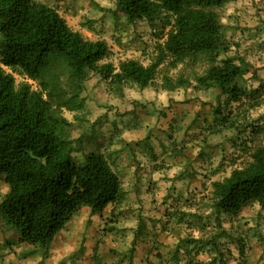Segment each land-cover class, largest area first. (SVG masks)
I'll list each match as a JSON object with an SVG mask.
<instances>
[{
  "label": "trees",
  "instance_id": "obj_1",
  "mask_svg": "<svg viewBox=\"0 0 264 264\" xmlns=\"http://www.w3.org/2000/svg\"><path fill=\"white\" fill-rule=\"evenodd\" d=\"M114 1L131 23L146 21L156 33L155 56L149 64L135 58L120 59L118 64L109 61V43L73 29L56 7L36 0H0V175L7 186L0 211L7 224L18 229L21 243L45 253L58 232L83 207L99 215L126 198L123 181L106 154L98 146L86 152L83 138H72L74 123L64 114L83 109L84 100L79 96L92 75L121 96L131 85L141 90L155 87L164 66L156 90L213 89L218 96H225L226 105L247 100L240 107L246 105L252 110L264 104V85L250 91L239 85L253 65L240 56L225 57L232 44L223 31L219 10L227 0ZM4 67L33 81L36 89L29 82L17 84ZM172 69L177 70L175 76L169 75ZM213 112L215 121L222 116L224 124L208 121L204 127L209 133L207 140L223 126L232 132L231 143L246 146L247 140H253L246 137L247 128L252 129L254 140L262 131L252 124L227 121L220 108ZM207 140L199 154L210 146ZM248 151L249 162L211 183L210 214L218 222L220 215H238L253 204L264 211V144ZM79 152L80 161L74 157ZM171 152L172 156L180 155L175 148ZM201 185L206 187L205 182ZM170 196L167 194L163 202L167 203ZM181 203L166 209L160 233H171L173 225L191 228L205 219L206 215L184 209ZM141 223L139 219L138 229L149 235L145 222L143 228ZM140 232L134 234L132 247L117 264H137ZM153 236L156 244L145 252V262L152 264V254L160 264L165 258L160 234ZM203 242L189 236L178 240L167 261L180 264V252L189 255L190 250L199 256Z\"/></svg>",
  "mask_w": 264,
  "mask_h": 264
},
{
  "label": "rangeland",
  "instance_id": "obj_2",
  "mask_svg": "<svg viewBox=\"0 0 264 264\" xmlns=\"http://www.w3.org/2000/svg\"><path fill=\"white\" fill-rule=\"evenodd\" d=\"M36 1L56 7L73 29L74 27L90 29L92 25L98 27L97 23L105 27L103 24L106 22L105 18H108V25H111L108 28V38L112 45L110 47L115 49L114 51L112 50V55L108 60L113 61L115 64H118L121 58H127V55H136L142 63L149 64L155 56L156 33L146 21L131 23L118 9L114 0ZM219 17L223 31L232 44L230 51L225 57L240 56L247 60L250 55H255V61L263 58L264 0H227L226 4L219 10ZM110 20L118 21L119 26L122 24L126 26V29L129 28L130 32L127 36L134 37L132 38L133 41H136L137 38L142 40L144 35V32H142L144 30L143 27H147L148 42H145V40L139 42H143L147 47L144 48L143 46L142 50H137L136 53L132 52V49L123 53L122 50L114 47L116 43L113 37H117L119 26L113 29V22L111 23ZM124 26L123 28H125ZM132 28L134 29L133 33L131 32ZM94 38L96 37L94 36ZM121 43H124V40ZM4 69L15 77L17 84L29 82L36 89L37 86L33 81L18 73H14L7 67H4ZM203 69L201 67L199 71L201 72ZM164 71L165 67L163 66L156 80V86L152 87L153 89L160 86ZM168 72L169 75L175 76L177 70L172 69L168 70ZM127 89L129 91V99L140 98L145 95V90H141L134 85L128 86ZM149 90L146 91V94ZM81 98L84 100L82 110L77 112L65 111L64 113L74 123L71 136L73 139L83 138L86 152L94 150L98 146L99 150L106 154L123 181L126 198L122 204L109 206L103 214L99 215L92 214L88 207H83L66 225L67 228H65L66 226L62 228L54 238V241L60 238L59 243L64 246V243L66 245L70 240L72 233L77 237L74 238L73 236L75 241H71L69 253L60 264H80L85 260L89 264L94 262L97 264L118 263L117 261L122 259L123 255H127L128 250L132 247L134 234L138 231H141V238L138 239L139 243L135 254L137 264H149L145 262L144 254L156 244L154 233L160 234L158 237L160 242H158L162 245V253L165 256L164 260H161L163 263L160 264H164V262L173 264L171 261L169 263L167 259H170L178 240L188 236L203 239L204 247L201 249L199 256H194L192 250H190L189 255L180 252V264H189V261H191V264H264V211L257 204L245 208L238 215H220V222L216 220L215 215L210 214L212 181L223 180L230 175L233 169L243 167L249 162L250 153L248 150L264 144V135L259 133V140L255 141L253 131L251 133L247 132L245 134L246 137H251L253 140H247L246 146L238 143L234 146L232 145L229 151L221 149V152L218 151L220 150L218 147L215 150L207 148V151L199 154V148L203 144L181 145V143L183 144L182 137H192L193 134L191 133L193 132L188 134L187 131L193 128L194 120L196 123L198 120L194 118L190 122L188 114L184 116L185 119L184 117L181 119V115L184 112H179L174 100H164V104L148 108V110H146L148 104L137 105L143 113L146 112L149 119L151 130L148 133V137L155 136L160 140L161 151H172L175 148L177 152H180L181 157L173 158L169 156L170 158H168L169 162L176 161L179 165L178 172L174 175L177 179H174V182H172L174 176L166 181L163 180L160 182L162 188L158 189L150 183L151 180L146 178V181L136 188L133 184L135 182L130 170L131 167L124 160L125 157L122 164L129 167L128 170H123L121 162L118 161L120 157H115L119 152H124L126 147L124 148V145L122 146L116 140H113L116 132L112 128V124L109 123L108 112L100 109L101 107L110 109V103L112 102L116 105L120 103V100H117L121 99L120 95L100 80L98 76L92 75L84 83V88L79 96V99ZM118 107L121 109L119 105ZM125 109L129 110L131 107ZM221 110L227 112L226 109L221 108ZM119 112H117V115H119ZM76 115L80 120L76 118ZM124 119H129L128 123H131L134 118L125 117ZM216 120L217 126L224 124L222 116L216 117ZM184 129H186L185 134H183ZM143 135L144 132L139 133V136ZM200 135L203 134L200 133ZM200 135L194 136L198 138ZM231 135L232 132L229 136ZM127 137L131 138V134ZM142 142H145V140ZM131 149L134 150L133 147ZM206 155L210 156L209 159L205 158ZM74 157L80 161L82 154L80 152L75 153ZM214 170L218 171L213 174L212 171ZM191 173L194 174L191 175ZM204 182L205 188L201 185ZM169 183H173V185ZM6 192L7 186L0 175V203ZM167 194L171 196L168 198L167 203H164L163 200ZM179 202H182L181 205L184 209L187 207L203 216L206 215L205 219L196 222L191 228L185 226L176 228L173 225L174 230L171 233L167 234L165 231L160 233L161 226L165 222L164 213L166 209L170 205L178 206ZM152 216L155 221L150 219ZM138 218H140L141 222H145L148 229L147 232H150L149 235L146 236L145 231L138 229ZM143 223L140 224L142 228ZM71 225L77 226L72 229ZM143 234L145 235L143 236ZM52 245L53 243L49 247V252ZM214 246L218 248L216 251ZM182 247L186 251V246ZM49 252L45 253L41 248L21 243L18 229L7 224L0 211V264H51V258H60L59 250L53 253L51 251L50 254ZM150 256L151 263L158 264V259L152 254ZM141 261L142 263H139Z\"/></svg>",
  "mask_w": 264,
  "mask_h": 264
},
{
  "label": "crops",
  "instance_id": "obj_3",
  "mask_svg": "<svg viewBox=\"0 0 264 264\" xmlns=\"http://www.w3.org/2000/svg\"><path fill=\"white\" fill-rule=\"evenodd\" d=\"M106 22L103 24L105 27L101 26L99 23H97L98 27H95V25H92L90 29L88 28H76L74 27L75 30L80 31L84 36L90 38V39H105L110 46V39L108 38V28L111 25L109 24L108 18H105ZM111 23L113 22V29H116V27L119 26L118 21H112L110 20ZM110 23V24H111ZM124 25H120L118 30H117V37H113L116 45L114 47H117L119 50H122L124 53L126 50H131L132 52L136 53V51L142 50L143 46L144 48L147 47L146 44L143 42L139 43L142 40H145V42H148L149 36L148 32L146 31L147 27H143L144 35L142 40L137 38L136 41H133L132 38L134 37H129L127 36L129 31V28L126 29L123 28ZM131 32H134V29H131ZM94 36L96 38H94ZM137 37V36H136ZM124 43H121L123 42ZM126 40V41H125ZM112 42V41H111ZM115 50V49H111ZM263 58L258 61H255V55L254 56H249L247 61L250 62L253 67L250 68V72L239 82V85L242 86L243 88L247 89L248 91L257 89L260 87V85H264V54ZM127 58H135L138 59L135 56H129L127 55ZM124 59V58H121ZM258 68V69H255ZM149 90V88L145 89V95H142L140 98H131L129 99V91L127 88L124 89L123 95L120 96L121 99L120 103H110V109H105V108H100L103 111L108 112V116L110 117L109 123L112 124V128L115 130V135L113 137V140H116L117 143H120L124 148L125 151L119 152L116 156H119L118 161H120L121 166L123 167V170H128L129 167L131 172H132V177L135 183L134 186L138 188L141 183L146 181V178L148 180H151L150 183L152 185H155L158 189L162 188V184L160 183L163 180H168L169 178H173V176L178 172V164L176 161L174 162H169L168 158L171 155V151L167 150H162L160 149L159 145V139L155 136L153 137H148V133L151 130L149 127V122H148V117L146 115V112L143 113L141 111V108L137 107V105H140L145 103L148 108H153V107H158L161 104H164V100H174L176 103V106H178L179 112H184L183 115H181V119L188 114L189 121L191 122L192 119L196 118L198 122L194 124L193 128L190 131H187L189 134L190 132H193L191 134L192 137H182V142L181 145H195L198 143H205V138L209 133H206L205 128L207 126L208 121H212V124H218L215 119H214V112L213 110L216 109H226L227 112H224L222 110V113L226 114L227 121H235V123L238 125V123L250 125L252 124L253 127H257L262 129V131L258 132L255 136V141L258 139L259 140V133L264 135V104L258 108L255 109H248L246 105H243V107H240L241 104L247 102V100H243L242 103H232L230 105L225 104V96H218V91L217 90H194L193 88L189 89H180L175 92H167L163 90H156L153 88H150L148 93L146 94V91ZM219 98V99H218ZM118 105L120 106L121 109H119ZM150 106V107H149ZM131 107V109L127 110L125 108ZM228 108V109H227ZM122 110V111H120ZM120 111V112H119ZM117 112H119V115H117ZM103 114V112H101ZM100 113V114H101ZM114 113V115H113ZM106 114V113H105ZM125 117H133L134 119L131 121V123H128L129 119H124ZM122 118V119H121ZM185 119V117H184ZM187 119V117H186ZM122 124V126H121ZM121 126V127H120ZM226 127V126H224ZM220 131H218L214 136H212V139L207 140L209 143V147H207L209 150H215L220 148L218 150L221 152V149H226V151H229V148L233 145L234 143H231V139L229 138L231 132L229 130H225L223 126L220 127ZM224 129V130H223ZM154 131V130H153ZM140 132H144L143 136H139ZM247 132L251 133L252 129L247 128ZM186 133V129H184L183 134ZM202 133L203 135H200ZM129 134H131V138L127 137ZM194 135H200L198 138H195ZM145 142H142L144 141ZM164 140V139H163ZM134 141V142H131ZM141 141V142H140ZM195 141V142H194ZM141 143V144H140ZM168 143V141H166ZM239 143V142H238ZM237 143V144H238ZM134 148L131 149V148ZM200 150V148H199ZM103 153V151H101ZM114 157V158H115ZM125 157L124 160L128 162L130 165L129 167H126L122 164L123 158ZM173 158L175 157H181V154L178 156H172ZM115 160V159H114ZM160 164V165H159ZM185 166V165H184ZM177 167V168H176ZM162 178H167V179H162ZM174 179L176 180L177 178L172 179V182H174ZM170 185H173V183H169ZM170 185H165V186H170ZM176 186V184H174ZM140 218H138L139 220ZM151 220H154V217L152 216L150 218ZM166 222V220H165ZM77 226V225H75ZM74 225H71V228L73 229L75 227ZM67 228V226L65 227ZM73 232V231H71ZM74 233L70 236V240L68 243L64 246H61L59 241L60 238L53 243L52 248L49 252V254L59 250L60 252V258L55 259L51 258L50 263L51 264H60L62 261L66 258V255L69 253V245L71 244V241H75V237L73 238ZM60 237V236H59ZM77 238V237H76ZM53 256V254H52ZM86 259V258H85ZM137 259V258H136ZM80 264H89L86 260L83 261ZM97 264V263H93ZM117 264V263H115ZM164 264H166L164 262Z\"/></svg>",
  "mask_w": 264,
  "mask_h": 264
}]
</instances>
